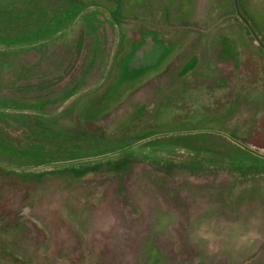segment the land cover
Returning <instances> with one entry per match:
<instances>
[{
  "label": "rangeland",
  "instance_id": "374dc122",
  "mask_svg": "<svg viewBox=\"0 0 264 264\" xmlns=\"http://www.w3.org/2000/svg\"><path fill=\"white\" fill-rule=\"evenodd\" d=\"M141 25L157 46L116 79L140 83L201 35L216 87L191 58L167 71L188 89L155 100L146 80L124 100L123 79V104L90 103L114 86L76 78L109 62L104 84ZM209 132L264 153V0H0V264H264V157Z\"/></svg>",
  "mask_w": 264,
  "mask_h": 264
},
{
  "label": "crops",
  "instance_id": "0c3cea01",
  "mask_svg": "<svg viewBox=\"0 0 264 264\" xmlns=\"http://www.w3.org/2000/svg\"><path fill=\"white\" fill-rule=\"evenodd\" d=\"M192 38L195 39L196 42H193L191 44H189V43H186L185 44V48L183 49L184 51L182 50L184 55H182V54H180V55H178V54L173 55L172 58H171V61L169 63H166V66L162 70H160L159 73L157 72V74H153V75L149 76L147 79L141 81L140 83H135L133 86H131V84H132L131 78H120V80H118V79H116V77H117L118 71L120 69L122 70V68H124L123 69V72H125V71L126 72H130V69H131L130 66L134 65L133 64V58H135L136 56H138L137 53H134V56L132 57V59H131L130 62H128V61H125L124 62V61H122V58H120V61L116 60L114 62V65H111L110 68H109V70L107 71V72H109L108 75H107V77H106L108 79H107V81L104 84L98 85L101 82V80L104 78V73L106 72V69L107 68H105L104 72L98 77V80H96V78H91V77H95L93 74L90 75V77H88V76L86 77L85 76L84 82L95 85V88L92 91H90V92H93V94H95L97 96L105 95L104 93L106 91H108V89H110L111 87L114 86V90H112L113 88L110 89L111 94L108 96V98H96V97H94V98H92L93 100L92 99H88L89 102L90 103H94L95 101H98V100H108L109 102H113V101L116 100V102L112 105L111 109L114 106L118 105V104H123V101L122 100L116 99L117 97L120 96L118 93L122 92V91H119L120 85H121L119 82L121 80H123V79L126 81V83H124V84H127L126 90L122 92L123 93L122 98H124V100H127L132 95L133 92H135L137 89L140 88V87L138 88V86L140 84L144 83L146 80H148V81L152 80V83H154V81H155V83L153 85L159 87L158 94L159 93L160 94H164L165 93V90H166L165 87L166 86H171L172 82L174 83V85H177L178 82H181L180 86H185L186 89H188L189 87H191V85L189 83H187V84L186 83H183V81L180 80V77L174 75L173 77H171V79H167V78H168V73L172 71V67L173 66H176L177 64H179L180 69H182V68L186 67L189 64V61H190L191 58H194L193 60H194L195 67L193 68V71H197L196 72L197 73V76H200V82L206 84L207 86L208 85H211V88L213 90V88L216 87L214 85V82L219 77V76L216 77V75H217V73H218V71H219L220 68L218 69V65H216L215 63L213 65V67H211V68H205V69H202L201 68V65H203V62L205 61V59L206 60H210L208 62H212L213 59H214V57L215 56H218L216 54L217 53V51H216L217 48H216V46H213V45L210 46L209 45V41H207V42L204 41V44L203 43H200V39L199 38H202L201 35L198 38H196V37H192ZM145 39H146V37H145ZM153 39H154V37H152V39L150 40V37L148 36V39L145 40L142 43V46L140 48H142L143 46H146V45H150V48L153 47V49H154L157 46V43L154 42ZM175 39H177V38H175ZM198 44L203 45V50L204 51H203V53H200L202 55V57L205 54V57L203 59H201V60H195L196 57H197V54L192 53L193 51H195L197 49ZM216 45H218V44H216ZM172 64H173V66H172ZM207 65H209V64L207 63ZM196 67H197V69H195ZM141 68L142 67H140V69ZM136 69H139V67H136ZM91 71H94V70H91ZM167 71H169V72L167 73ZM205 77H208V78H205ZM222 77H224V76H222ZM82 82H83V80H82ZM104 86L107 87V88L104 89L103 88ZM115 89H117V92L116 93H115ZM150 90L148 92H150ZM145 92H147V91H145ZM152 92H154L153 94H156L157 93L156 91H152L151 90V93ZM122 93H120V94L122 95ZM102 115L103 114L101 112L99 114H97L98 118L101 117ZM99 120H101V118Z\"/></svg>",
  "mask_w": 264,
  "mask_h": 264
},
{
  "label": "flooded vegetation",
  "instance_id": "af4514ba",
  "mask_svg": "<svg viewBox=\"0 0 264 264\" xmlns=\"http://www.w3.org/2000/svg\"><path fill=\"white\" fill-rule=\"evenodd\" d=\"M150 30L151 29H147V27H145V26H143V25H141V27H139V29H137V30H135L134 31V33L135 34H133V36L132 37H129V38H131V40H135L136 39V42L138 43V42H141V46H142V43L144 42H142V40L143 39H145V37H146V40L148 39V36H150V40L152 39V36H151V34H150ZM137 34H139L138 36H137ZM136 35V36H135ZM140 46V47H141ZM141 48H139L137 51H135V53H137L138 55H140L139 54V50H140ZM142 64H137V65H132V66H130L131 67V69H130V72L131 71H133V69L135 68V67H139V69H140V67H143V66H141ZM91 70V69H90ZM90 70H89V72H90ZM137 70V69H136ZM88 72V73H89ZM87 73V74H88ZM61 90V89H60ZM57 95V94H56Z\"/></svg>",
  "mask_w": 264,
  "mask_h": 264
},
{
  "label": "water",
  "instance_id": "95a60500",
  "mask_svg": "<svg viewBox=\"0 0 264 264\" xmlns=\"http://www.w3.org/2000/svg\"><path fill=\"white\" fill-rule=\"evenodd\" d=\"M193 131V132H192ZM192 131H188V132H182V133H195V130H192ZM218 132V131H216ZM175 134H179L178 133H171V132H167V133H161V134H157V135H154V136H151V138H154V137H160V136H163V135H175ZM223 135H226L227 137H229L230 139H232L234 142L240 144L241 146L245 147L246 149L254 152L255 154H258L260 156H263L264 157V153L258 151V150H255L254 148H251L250 146L244 144L243 142L237 140V139H234L233 137H231L229 134H226V133H222ZM148 139V138H147ZM145 139L143 140H140L138 143L140 142H143Z\"/></svg>",
  "mask_w": 264,
  "mask_h": 264
},
{
  "label": "trees",
  "instance_id": "16d2710c",
  "mask_svg": "<svg viewBox=\"0 0 264 264\" xmlns=\"http://www.w3.org/2000/svg\"><path fill=\"white\" fill-rule=\"evenodd\" d=\"M118 61H120V59H118ZM108 63H109V62H108ZM108 63H107V65H108ZM93 65H94V64H92V66L90 67V69H92ZM107 65H106L105 68H107ZM95 69H96V68H95ZM95 69H94V70H95ZM89 73H90V72H89ZM89 73H88V74H89ZM88 74L86 73L85 76L87 77ZM85 76H83L82 78H79L78 80H77V78H76L75 82H82V80H83V82H84V78H85ZM51 92H52V90H51ZM52 95H53V94H52ZM157 97L160 98V96H159L158 93H156V94L154 95V98H153V99L156 100ZM163 103H164V102H162V105H161V106H163ZM158 104H161V103H158ZM161 106H160V107H161ZM100 121H101V120H98L97 122H100ZM113 121H114V120H113ZM143 123H144V124H147V123H145V122H143ZM139 124H140V125H139L140 127L144 125V124H141V123H139ZM82 125H83V124H82ZM85 125H87V124H85ZM99 126H100V124H99ZM102 128H103V127H102ZM85 131H88V132H89V130H85ZM119 132H120V131H119ZM209 133H212V134H218V135H223V134L214 133V132H209ZM180 135L184 136V135H189V134H180ZM223 136H225V135H223ZM226 137H227V136H226ZM227 138H229V137H227ZM229 139H230V138H229Z\"/></svg>",
  "mask_w": 264,
  "mask_h": 264
}]
</instances>
